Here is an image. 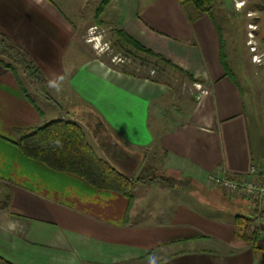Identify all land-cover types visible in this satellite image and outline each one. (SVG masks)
I'll use <instances>...</instances> for the list:
<instances>
[{
  "label": "crops",
  "instance_id": "crops-1",
  "mask_svg": "<svg viewBox=\"0 0 264 264\" xmlns=\"http://www.w3.org/2000/svg\"><path fill=\"white\" fill-rule=\"evenodd\" d=\"M83 6L0 0V32L59 85L49 87L58 105L42 100L61 110L56 119L81 124L96 153L136 180L133 201L22 153L16 130L54 114L43 115L0 65V255L14 264H264V206L210 180L253 166L264 176V149L255 156L244 92L223 66L213 20L195 10L190 20L179 0H111L99 19L98 7L84 18ZM92 28L121 50L164 56L206 91L183 96L170 82L123 72L96 52V38L84 40ZM237 215L260 228L255 246L236 235Z\"/></svg>",
  "mask_w": 264,
  "mask_h": 264
},
{
  "label": "trees",
  "instance_id": "trees-1",
  "mask_svg": "<svg viewBox=\"0 0 264 264\" xmlns=\"http://www.w3.org/2000/svg\"><path fill=\"white\" fill-rule=\"evenodd\" d=\"M179 1L190 20L193 21L197 17V15L192 13L193 10L198 14L206 13L213 20L221 39L223 66L228 75L235 80V73L229 67L228 56L225 51L226 42L223 29L214 12L217 0ZM110 2L111 0H102L96 12L98 19ZM119 40L121 42V36H119ZM119 45L121 46V43ZM121 47L127 55H132L134 58L138 56L127 46ZM136 47L146 55L157 57L158 60H161L175 71L186 75L193 82H202L201 79L194 78L164 56L154 53L147 48L137 45ZM0 65L13 72L23 94L36 108L40 109L36 100L37 95H41L44 99L58 105V102L55 101L49 91V79L35 62L34 58L18 42L1 32ZM122 71L129 73L125 69H122ZM16 133L18 136L17 145L25 156L38 160L54 170L81 177L96 189L116 191L127 196L130 202L133 201V189L136 180L123 175L108 161L100 157L89 143L86 130L78 122L68 118L53 119L43 125L37 124L18 128ZM230 178L235 179L239 177L231 176ZM259 179L261 184H264V176H259ZM253 222L254 219L244 215L236 216V235L245 240L252 241L255 246L256 240L261 236L262 232L260 228L254 226L251 229ZM0 264L14 263L0 255Z\"/></svg>",
  "mask_w": 264,
  "mask_h": 264
},
{
  "label": "rangeland",
  "instance_id": "rangeland-1",
  "mask_svg": "<svg viewBox=\"0 0 264 264\" xmlns=\"http://www.w3.org/2000/svg\"><path fill=\"white\" fill-rule=\"evenodd\" d=\"M66 1H71L72 4V0ZM101 2L102 0H84V9L81 11L83 17L91 18L90 14L92 15ZM236 8L239 11H235ZM250 8H256V10L253 12L248 11ZM214 12L223 29L229 67L234 71L236 79L244 92L248 126L253 136V150L255 156L259 158L262 149H264L262 146L264 144V42L262 41L264 38L262 36L264 31V0H249L248 3L245 2L240 7H237V2L233 3V0H217ZM250 24L256 25V28L251 29ZM88 31L84 34L86 36L84 40L93 39L94 35H98L94 37L96 38L94 40L96 52L113 65L132 73L150 75L165 82H170L174 92L183 96L192 92L195 94V91H198L196 82L175 71L154 56L138 52V56L134 58L114 45L112 34L108 31H102L100 28ZM250 31L254 33L252 40L255 41L257 53L262 54L259 56V62L253 61L254 52L251 51ZM89 33L92 34L89 35ZM42 98L41 95L36 96L43 115L48 116L49 113H53L54 116L43 120L39 125L56 119L61 111L53 103L42 102L44 100Z\"/></svg>",
  "mask_w": 264,
  "mask_h": 264
},
{
  "label": "built area",
  "instance_id": "built-area-1",
  "mask_svg": "<svg viewBox=\"0 0 264 264\" xmlns=\"http://www.w3.org/2000/svg\"><path fill=\"white\" fill-rule=\"evenodd\" d=\"M244 2H237V6H242ZM251 29H255L256 25L250 24ZM94 28H92L93 30ZM98 35H94V37H97ZM254 36L253 31H250V41H251V51L254 52L253 54V61L259 62V56L262 54L257 53V48L255 45V41L252 40ZM92 41V38L90 39ZM199 93H196V97H200L201 92H205L202 88L201 84L196 85ZM202 90V91H201ZM201 91V92H200ZM210 180L213 183H216L221 186V188L224 190L225 193L233 196L237 193H243L248 198L257 197L259 199V202L261 206H264V184H261L258 171L256 167H252L249 174L241 176L239 178H230L229 176H219L217 174H212L210 176Z\"/></svg>",
  "mask_w": 264,
  "mask_h": 264
},
{
  "label": "clouds",
  "instance_id": "clouds-1",
  "mask_svg": "<svg viewBox=\"0 0 264 264\" xmlns=\"http://www.w3.org/2000/svg\"><path fill=\"white\" fill-rule=\"evenodd\" d=\"M62 79V78H61ZM53 85H55V87H56V89H57V91H59V85H57L54 81H49V86L51 87V86H53Z\"/></svg>",
  "mask_w": 264,
  "mask_h": 264
}]
</instances>
